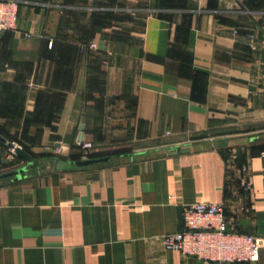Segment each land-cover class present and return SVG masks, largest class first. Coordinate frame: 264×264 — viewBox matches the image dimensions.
I'll return each mask as SVG.
<instances>
[{"label":"crops","instance_id":"0c3cea01","mask_svg":"<svg viewBox=\"0 0 264 264\" xmlns=\"http://www.w3.org/2000/svg\"><path fill=\"white\" fill-rule=\"evenodd\" d=\"M17 2L0 135L33 165L0 178V264H233L163 247L195 202L264 239V0ZM81 124L108 160L45 171L54 147L77 151ZM7 149L0 174L26 164L4 168Z\"/></svg>","mask_w":264,"mask_h":264},{"label":"built area","instance_id":"2783aa9c","mask_svg":"<svg viewBox=\"0 0 264 264\" xmlns=\"http://www.w3.org/2000/svg\"><path fill=\"white\" fill-rule=\"evenodd\" d=\"M17 12V0H0V32L16 28ZM246 36L250 40V48L256 49L258 45L255 36L252 34ZM87 47L95 48V44L89 43ZM77 145L82 150V157L87 158L91 143L82 140L78 141ZM8 149L9 158L13 159L16 155L14 149ZM55 149L58 153L61 151L60 146L54 147ZM243 185L246 188L250 187L245 180ZM182 216L183 230L161 237L164 248L177 250L183 256L209 261L258 264L259 250L264 244V239L230 228L224 204L214 202L187 204L182 210Z\"/></svg>","mask_w":264,"mask_h":264},{"label":"water","instance_id":"95a60500","mask_svg":"<svg viewBox=\"0 0 264 264\" xmlns=\"http://www.w3.org/2000/svg\"><path fill=\"white\" fill-rule=\"evenodd\" d=\"M82 130H83V124L80 125V134L78 141H82ZM0 141L4 144L7 145L8 148H13L14 152L16 155H19L21 158H23L26 161V164L0 174V178L7 177V176H19L23 171L27 169V166H32L33 165V157L28 154L25 150H23L20 146L15 145L13 142L6 140L4 137L0 135ZM108 160V157H89L85 159H80V160H68L64 158H54L51 160L50 166H41L45 171L47 170H71L75 169L78 167H83V166H89L93 164H98L102 163ZM179 231H182L184 228V222H183V216H182V208L179 209ZM241 225L245 227L246 232H251V227H250V221L249 220H240L239 221ZM228 230V229H227Z\"/></svg>","mask_w":264,"mask_h":264},{"label":"trees","instance_id":"16d2710c","mask_svg":"<svg viewBox=\"0 0 264 264\" xmlns=\"http://www.w3.org/2000/svg\"><path fill=\"white\" fill-rule=\"evenodd\" d=\"M78 146V145H77ZM23 150H25L28 154H30L31 156L33 155V153L29 150V149H27V148H25V147H23L22 148ZM44 157H47L48 159H54V158H57V156H52L51 154H45V155H43ZM96 155H94V154H89L88 155V157H95ZM19 159H21V157L19 156V155H16L15 156V158H14V160H15V163H16V161L17 160H19ZM39 159H42V158H39ZM69 160H71V161H74V160H80L81 159V148H80V146H78L77 147V151L74 153V154H72L69 158H68Z\"/></svg>","mask_w":264,"mask_h":264},{"label":"rangeland","instance_id":"374dc122","mask_svg":"<svg viewBox=\"0 0 264 264\" xmlns=\"http://www.w3.org/2000/svg\"><path fill=\"white\" fill-rule=\"evenodd\" d=\"M81 152H82V150H81ZM10 153V151H9V149H7L6 150V152H5V156H4V158L8 161L3 167L4 168H8V167H11V166H14V164H15V160L14 159H10L9 158V154ZM50 153L51 154H54V155H56V156H58V155H63V149H61V151L58 153V151L55 149L54 150V148H53V150H52V152L50 151ZM87 154L89 155L90 153H89V151L87 152ZM16 156V155H15ZM14 156V157H15ZM81 159H84L83 157H82V155H81Z\"/></svg>","mask_w":264,"mask_h":264}]
</instances>
